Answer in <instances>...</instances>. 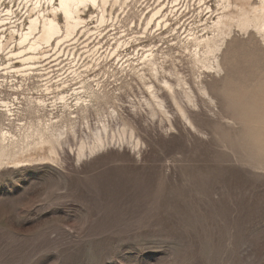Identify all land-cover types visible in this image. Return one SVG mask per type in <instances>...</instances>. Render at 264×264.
Segmentation results:
<instances>
[{
  "label": "rangeland",
  "instance_id": "rangeland-1",
  "mask_svg": "<svg viewBox=\"0 0 264 264\" xmlns=\"http://www.w3.org/2000/svg\"><path fill=\"white\" fill-rule=\"evenodd\" d=\"M26 1H5L19 21ZM156 5L161 15L146 25ZM216 9V0H127L101 32L91 20L40 67L18 73L0 59V106L21 102L0 123L14 131L51 115L80 129L115 111L107 137L123 140L80 161L65 147L58 163L0 169V264H264V42L233 27L222 72L194 62L187 38L208 34ZM115 37L129 43L111 48ZM148 50L191 93L190 102L179 93L190 122L168 100L166 113L143 102L136 70ZM80 75L88 83L68 99Z\"/></svg>",
  "mask_w": 264,
  "mask_h": 264
},
{
  "label": "bare ground",
  "instance_id": "bare-ground-1",
  "mask_svg": "<svg viewBox=\"0 0 264 264\" xmlns=\"http://www.w3.org/2000/svg\"><path fill=\"white\" fill-rule=\"evenodd\" d=\"M5 1L0 0V7L3 6V9L0 10V25L4 24V19H6V17H2L3 15H7V23L11 25L8 28L0 26V59L6 57L7 69L18 73L22 71L27 73L35 66L36 68L40 67L41 64L38 65L37 62L45 58V54L51 48L59 50V46L63 45L65 41H69L72 36L74 37L79 32L88 31L90 28L89 23L93 19L96 22L97 30L101 32L103 23L108 19H113L112 8L115 5L122 7L127 2V0H56V4L55 0H48L51 3L50 8L45 10L46 12H41L40 0H27L29 13L23 21H19L20 17L14 14L12 7L7 5ZM216 1V15L214 20L211 21L209 33L200 37L192 34L187 38V44L191 46L189 53L194 62L219 73L222 72L219 53L223 49L226 40L231 37L233 27H237L243 33L251 29L264 42V0ZM157 5L149 13V17L145 18L147 20L146 25H149L161 13V8H158ZM92 8H97L96 14L90 15L89 18L85 17L84 12ZM207 8L210 7L207 6ZM162 21L158 20L157 22L161 23ZM115 42L116 45L111 48L118 49L120 46L123 47L129 43V41L118 40L116 37ZM50 45H53V47ZM15 46L19 50L14 55H9L8 52L13 51ZM156 55L155 51L148 50L142 56L140 55L138 61L140 67L137 68L138 73H136L148 93V99L145 98L143 102L150 108L152 114L154 108L166 113L165 102L168 100L176 109L179 117L190 122L187 109L182 104L179 96L182 90L180 77H176L177 81L172 82L170 70H165L158 63ZM13 57L18 59V68L15 67L16 69H14L15 61H13ZM145 67L148 69L147 80L145 79ZM79 77V86L73 89L70 96L62 93L68 99L71 96L75 98L81 95L82 88L88 83L87 80L82 78V75ZM16 89H19V87H16ZM49 89L48 86L45 88L46 91ZM199 90L208 97L206 87L200 85ZM182 92L186 100L190 102L192 100L191 93L186 90H182ZM64 96L59 100H62L61 102L68 106L63 99ZM56 97L54 101H50L52 106L57 103ZM16 99L17 104L3 101L0 106V114L5 116V121L21 112V106L19 107L21 102L18 97ZM84 102L86 101L81 104L87 105V102ZM35 103L39 107L40 103L38 104V101H35ZM114 119L115 121L117 119L116 112L111 111V114L106 118L98 119L97 124L91 125L86 122L82 125V128L77 129L75 121L70 123L61 121L59 123V119H54V116L50 115L45 119L38 118L35 122L17 123L19 127L14 131L8 128L6 123L1 122L0 169L20 168L28 165H39V163H58L59 156L65 152V149H67L66 152L72 153L75 155L76 160L80 161L82 158L88 157L105 147L120 146L123 140L107 137V131H110L108 130V121ZM88 138H91L92 141L88 142ZM72 140L75 141V148L69 145Z\"/></svg>",
  "mask_w": 264,
  "mask_h": 264
},
{
  "label": "built area",
  "instance_id": "built-area-1",
  "mask_svg": "<svg viewBox=\"0 0 264 264\" xmlns=\"http://www.w3.org/2000/svg\"><path fill=\"white\" fill-rule=\"evenodd\" d=\"M2 17H4V18L6 17V19H4V21H5L4 24H2L0 26L7 28V25H11L10 23H7V15H5V16L3 15Z\"/></svg>",
  "mask_w": 264,
  "mask_h": 264
}]
</instances>
